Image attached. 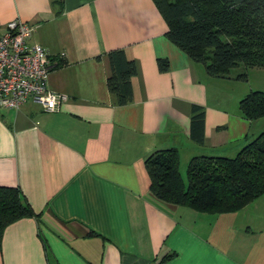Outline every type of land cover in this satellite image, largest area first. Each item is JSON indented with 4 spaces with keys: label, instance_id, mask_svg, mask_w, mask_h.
Masks as SVG:
<instances>
[{
    "label": "crops",
    "instance_id": "1",
    "mask_svg": "<svg viewBox=\"0 0 264 264\" xmlns=\"http://www.w3.org/2000/svg\"><path fill=\"white\" fill-rule=\"evenodd\" d=\"M58 1L0 0V30L30 23L29 40L51 59L47 87L67 94L53 111L30 99L0 107V185L16 186L34 213L3 227L0 264H261L240 244L225 248L246 251L241 262L212 244L214 213L155 199L143 164L168 146L178 169L192 155L231 156L264 130V116L238 109L242 85L227 91L236 72L207 74L167 39L152 0ZM112 48L137 63L124 104L105 85ZM191 103L204 109L200 143L189 136Z\"/></svg>",
    "mask_w": 264,
    "mask_h": 264
},
{
    "label": "trees",
    "instance_id": "2",
    "mask_svg": "<svg viewBox=\"0 0 264 264\" xmlns=\"http://www.w3.org/2000/svg\"><path fill=\"white\" fill-rule=\"evenodd\" d=\"M59 2L55 0V2ZM166 23L165 36L213 76H228L231 67H264V0H152ZM105 85L113 103L131 100L130 77L137 72L134 59L121 48L106 51ZM165 70L167 60L156 58ZM245 79L241 70L231 75ZM245 118L264 116V91L249 89L237 101ZM203 106H189V136L203 139ZM174 146L152 150L143 164L149 192L157 200L185 205L196 211H234L264 192V130L246 141L231 156L197 154L189 157L185 181L178 170ZM29 203L16 186L0 185V237L3 227L23 216L33 215ZM94 233L92 230L88 234ZM172 251L158 261L167 259Z\"/></svg>",
    "mask_w": 264,
    "mask_h": 264
},
{
    "label": "built area",
    "instance_id": "3",
    "mask_svg": "<svg viewBox=\"0 0 264 264\" xmlns=\"http://www.w3.org/2000/svg\"><path fill=\"white\" fill-rule=\"evenodd\" d=\"M31 30L18 18L0 30V107L17 109L30 99L43 110H57L67 94L47 87L51 59L44 46L29 40Z\"/></svg>",
    "mask_w": 264,
    "mask_h": 264
},
{
    "label": "rangeland",
    "instance_id": "4",
    "mask_svg": "<svg viewBox=\"0 0 264 264\" xmlns=\"http://www.w3.org/2000/svg\"><path fill=\"white\" fill-rule=\"evenodd\" d=\"M245 71L246 78L237 82L229 81L226 85L227 91L239 92V85L244 91L249 89H261L264 91V67L252 66L243 68L242 65L231 67L230 73ZM245 92V93H246ZM239 95V94H238ZM240 98V96H239ZM236 99H232L234 104ZM263 118V119H262ZM264 124V117H261ZM234 155V154H233ZM188 161V160H187ZM185 160L179 165V173L185 181ZM215 220L214 229L210 236L212 244L222 250L224 254L233 260L241 262L247 250L255 256L261 264L264 261V192L252 199L242 207L234 211L219 212L213 214ZM240 244L246 251L241 254L234 250L228 251L225 247ZM248 260V257H247ZM248 262V261H247ZM264 264V263H263Z\"/></svg>",
    "mask_w": 264,
    "mask_h": 264
}]
</instances>
